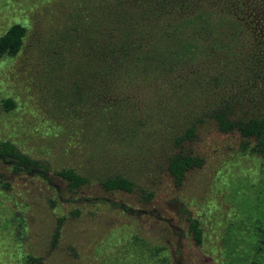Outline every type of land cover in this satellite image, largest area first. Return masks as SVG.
Returning <instances> with one entry per match:
<instances>
[{
  "label": "rangeland",
  "instance_id": "1",
  "mask_svg": "<svg viewBox=\"0 0 264 264\" xmlns=\"http://www.w3.org/2000/svg\"><path fill=\"white\" fill-rule=\"evenodd\" d=\"M96 3L0 0V36L12 24L24 28L19 51L0 54V139L49 167L43 179L0 163V264H264L263 154L207 123L189 147L203 165L176 184L149 137L121 142L118 129L133 107L107 114L77 94L84 27ZM258 11L222 62L226 80L212 98L234 100L238 115L258 112L264 95V1ZM118 147L133 149L124 158ZM60 169L89 180L69 190ZM113 175L133 180L134 190L105 192L101 181ZM191 217L200 224L198 245Z\"/></svg>",
  "mask_w": 264,
  "mask_h": 264
},
{
  "label": "trees",
  "instance_id": "2",
  "mask_svg": "<svg viewBox=\"0 0 264 264\" xmlns=\"http://www.w3.org/2000/svg\"><path fill=\"white\" fill-rule=\"evenodd\" d=\"M264 0H97L85 23L83 59L76 92L87 102H98L107 114L123 105L133 107L121 142H133L140 132L165 155V170L176 184L203 165L190 144L207 123L217 131L237 134L242 149L264 155V95L259 111L237 114L228 97L212 99L226 80L222 62L232 54L249 23L258 19ZM24 28L12 24L0 36V54L15 55ZM142 96L131 97L133 94ZM131 97V98H130ZM4 103L10 106L11 100ZM103 128L111 132V123ZM133 148L118 147L124 158ZM0 163L14 173L46 179V162L0 139ZM69 190L88 182L73 170L56 172ZM4 185V183H1ZM135 183L123 175L104 177L105 192L130 193ZM146 199L152 194L146 192ZM188 231L202 241L198 219L189 218ZM58 228L51 245L57 241ZM264 248V239L260 240Z\"/></svg>",
  "mask_w": 264,
  "mask_h": 264
}]
</instances>
